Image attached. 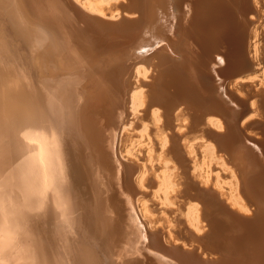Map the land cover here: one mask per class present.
<instances>
[{"label": "bare ground", "instance_id": "obj_1", "mask_svg": "<svg viewBox=\"0 0 264 264\" xmlns=\"http://www.w3.org/2000/svg\"><path fill=\"white\" fill-rule=\"evenodd\" d=\"M10 2L84 85L0 43V264H264V0Z\"/></svg>", "mask_w": 264, "mask_h": 264}, {"label": "rangeland", "instance_id": "obj_2", "mask_svg": "<svg viewBox=\"0 0 264 264\" xmlns=\"http://www.w3.org/2000/svg\"><path fill=\"white\" fill-rule=\"evenodd\" d=\"M1 4L2 6L0 5V18H1L0 19V23H1L0 24V43L1 44L4 43L5 45L6 41L4 40V37L8 38V42L10 46H6V51H7L6 54L9 60L10 69L7 75L10 78L20 79L23 85H25L26 88L28 87L27 89L30 92H32V84L35 82V79H37V77L39 76L43 77L44 73L45 74L51 73L50 77H53L55 82L57 83V84H54L55 87L57 89L61 88L60 91L64 92L65 94H68V93L70 94L72 92V89L70 87L68 88V86H65L64 84V81H69V78L71 79L73 78L74 80L73 84L76 83L75 85L77 86H80L81 83H82V86L84 85L83 82L79 83L80 77H81L79 74V71H75V70L71 71L73 63L71 61H69L70 63L68 64L60 62V60L57 59V56H58L57 52L53 50L50 43H47L46 51L44 50L45 62L42 63L43 65L41 66L40 63L35 62L32 56L33 55L32 51H35L36 49L39 50V47H38L39 39L36 36H34L33 33L30 31L32 30V26L26 27L24 25L22 26L21 24L16 23L18 21L17 20L18 17L15 14V12H13L14 11L12 8L13 4H11L10 0H2ZM5 11L10 12V16L7 17V15L5 14ZM262 23H264V21ZM257 42L261 44L262 46H264V36L259 35ZM261 60L258 61L259 63H256L257 65L255 64V67L256 68L258 67L257 69L264 70V61L263 60L261 61ZM27 67L28 68L31 67L33 70L32 76L30 77L23 76V74L26 72ZM41 67H43V70H41ZM261 67L263 69H261ZM48 70L49 72H47ZM245 81H248V80H245ZM131 131L136 132L137 129L134 128V130H131ZM260 134L261 133L257 132L255 129L250 131V136L254 138L260 137L259 136ZM133 138H137V135L136 136L134 135ZM11 139L13 140V142L11 144V147L9 148L16 149L17 148L16 142L18 143V141L16 140L19 139V136L16 134H12ZM211 171H212L211 173L213 176L215 175L216 172H219V175L222 178L225 177V179L227 180L226 173L223 171H219L218 165L213 164ZM158 206H161V205L159 204ZM48 213L54 214V216L59 220H61V218L66 219L67 221L65 224H66L67 229L74 237L78 238L77 232L74 228L73 223L71 222L70 215L68 214V212L66 211L59 212L56 206L52 204L50 208H47V207H44L43 204L37 203L35 201L32 209L25 210V212L23 213V217L25 218V221H23V223L27 224L28 226L39 227L41 225V227H43L42 225L46 224V221L44 218L46 217V220H47L46 215ZM81 264H85V263H81Z\"/></svg>", "mask_w": 264, "mask_h": 264}, {"label": "snow or ice", "instance_id": "obj_3", "mask_svg": "<svg viewBox=\"0 0 264 264\" xmlns=\"http://www.w3.org/2000/svg\"><path fill=\"white\" fill-rule=\"evenodd\" d=\"M101 15H103V13H101ZM143 51L147 52L148 50L147 49H143ZM137 71H139V69H137Z\"/></svg>", "mask_w": 264, "mask_h": 264}]
</instances>
